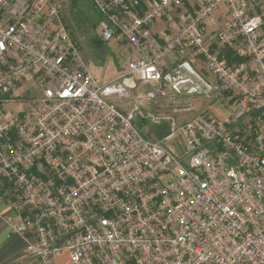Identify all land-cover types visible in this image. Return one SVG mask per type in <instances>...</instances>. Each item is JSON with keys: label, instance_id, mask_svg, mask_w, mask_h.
Masks as SVG:
<instances>
[{"label": "built area", "instance_id": "2783aa9c", "mask_svg": "<svg viewBox=\"0 0 264 264\" xmlns=\"http://www.w3.org/2000/svg\"><path fill=\"white\" fill-rule=\"evenodd\" d=\"M89 1L101 44L125 42L139 55L118 87L95 79L60 1L0 0V182L10 187L2 216L27 242L25 257L264 264V0ZM181 52L202 73L165 65ZM139 84L153 86L140 100L167 88L174 100L225 102L229 115L204 110L178 123L192 105L156 116L136 100L127 112L109 100ZM29 89L36 97L27 100ZM15 101L22 112L4 108ZM140 119L164 126L165 141L145 138Z\"/></svg>", "mask_w": 264, "mask_h": 264}, {"label": "rangeland", "instance_id": "374dc122", "mask_svg": "<svg viewBox=\"0 0 264 264\" xmlns=\"http://www.w3.org/2000/svg\"><path fill=\"white\" fill-rule=\"evenodd\" d=\"M73 1L74 0L62 1V12L65 15L67 25L80 48L81 54L89 70L103 87L109 86L112 83L118 87L122 83V75L128 70L129 62L139 58L138 53L132 49L130 45L124 43L119 44L114 41L107 45L97 46L96 40L100 37V29L97 25V12L89 0H75L76 4L73 3ZM138 93L139 91L135 92V97H137ZM124 94L125 93H115L109 98V100L120 110L129 111L131 109L132 100L127 98V96L124 97ZM171 96L175 97L176 93L172 91ZM34 97H36L35 91L29 89L26 93V99L29 100ZM176 98V101H173V106L171 105L172 108L175 106L186 107L190 104L195 109L196 104H194L193 101H186L185 104H181L180 102H182L181 100H183V97L177 96ZM13 103H6L4 107L7 110L16 111L17 108L23 110L26 106V103L23 101L20 105H17V102L15 104ZM150 103L155 107V100H152ZM194 116L196 115H176L175 117L178 123H182L191 120ZM212 116L219 117L221 115ZM140 132L145 138L153 141H165L164 139L168 135V131L164 126L155 125L151 121H146L143 128L140 129ZM164 144L169 148H172L179 156H182L185 153L177 141H166Z\"/></svg>", "mask_w": 264, "mask_h": 264}, {"label": "crops", "instance_id": "0c3cea01", "mask_svg": "<svg viewBox=\"0 0 264 264\" xmlns=\"http://www.w3.org/2000/svg\"><path fill=\"white\" fill-rule=\"evenodd\" d=\"M51 1H60V2L63 1L64 2L66 0H51ZM73 3L76 4V1L74 0ZM190 3L191 2L186 3L187 9L191 8ZM193 4H194V1H193ZM221 14L222 13L219 14V19L222 21V15ZM62 15H63L64 21L67 25L66 18H65V15L63 14V12H62ZM99 19L100 18L98 15V21H99ZM97 25H98V22H97ZM165 27H166V25H164L163 23H159L154 27V31L159 32L160 30H162ZM67 28L69 30L71 37L73 38L74 36H73L72 32L70 31L68 25H67ZM98 28H99V25H98ZM100 38L101 37H99L96 41L99 42L98 45L102 46ZM116 43H119V42H116ZM119 44H123V42L119 43ZM124 44H126V43L124 42ZM226 52H227V54L232 53V51H230V50L226 51ZM229 57H230V55H229ZM232 57H233V54H232ZM182 62H187L188 66H190L192 71H195L197 73H200V72L202 73L203 64L201 62H196V63L191 62L189 60L186 52L177 53V54L171 56L169 59H167V61L164 63L167 67H170L173 64L179 65ZM182 74L187 75V76L195 79L193 77V75H191L190 73L185 72L183 70H182ZM144 89H145V91H144ZM152 90H153V86L139 84L137 89H135L133 91H129L127 98L132 100L131 104H133L135 100L138 101L139 103H141V109L144 111V113L146 115L147 114L170 115L172 113V109H173L172 108V106L174 104L173 101H176L173 99L174 97L171 96L172 90L166 88L164 91V95H159V97H157L155 99V107H153L151 105V103H150L151 101H147L146 99H142V100L139 99V97H141L142 95H145L146 93H148ZM136 91H139L137 97H135ZM179 97H183L182 98L183 100H181L182 102H180L181 104L182 103L185 104L186 101H190V102L193 101L194 104H196L195 109H193L194 111L192 110L190 112H187V113H184L181 115H198L201 112H203L204 110H208V112L211 115H221V116H219L220 118H224L227 115H229V109H228L227 104L225 102L220 101V100H218V101L214 100L213 101L212 98H210V97L207 98V97L198 96V95H181ZM16 102H17V105H20L22 103V101H15V103ZM15 103H13V104H15ZM4 106H5V104H4ZM9 111H12L13 113L22 112V110L18 109V108L16 109V111H13V110H9ZM123 111L126 112L127 110H123ZM9 194H10L9 185L4 183V182H0V264H41V262L38 260H34V259H30V258L25 257L27 242L22 237L12 235L9 227H7V225L3 221L2 215L10 212V209L8 206ZM53 263L54 264H72L70 261L69 254L67 252H63L61 255L54 257Z\"/></svg>", "mask_w": 264, "mask_h": 264}, {"label": "water", "instance_id": "95a60500", "mask_svg": "<svg viewBox=\"0 0 264 264\" xmlns=\"http://www.w3.org/2000/svg\"><path fill=\"white\" fill-rule=\"evenodd\" d=\"M144 123H145V120H144V119H140V120L137 122V126H138V128H139V129H142Z\"/></svg>", "mask_w": 264, "mask_h": 264}, {"label": "trees", "instance_id": "16d2710c", "mask_svg": "<svg viewBox=\"0 0 264 264\" xmlns=\"http://www.w3.org/2000/svg\"><path fill=\"white\" fill-rule=\"evenodd\" d=\"M96 43H97V45H98L99 42L96 41ZM98 46H100V45H98ZM226 53H227V52H226ZM227 55H230V57H232V53H229V54H227Z\"/></svg>", "mask_w": 264, "mask_h": 264}, {"label": "bare ground", "instance_id": "6f19581e", "mask_svg": "<svg viewBox=\"0 0 264 264\" xmlns=\"http://www.w3.org/2000/svg\"><path fill=\"white\" fill-rule=\"evenodd\" d=\"M114 92H116V91H114Z\"/></svg>", "mask_w": 264, "mask_h": 264}]
</instances>
